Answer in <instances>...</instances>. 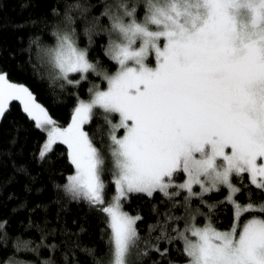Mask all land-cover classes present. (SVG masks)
I'll use <instances>...</instances> for the list:
<instances>
[{
    "label": "snow or ice",
    "instance_id": "1",
    "mask_svg": "<svg viewBox=\"0 0 264 264\" xmlns=\"http://www.w3.org/2000/svg\"><path fill=\"white\" fill-rule=\"evenodd\" d=\"M120 7L123 12L112 16L117 40L106 52L118 69L105 74L107 90L79 101L67 128L54 126L33 93L5 74H0V118L10 101H19L47 132L41 159L57 141L67 145L75 171L65 188L108 216L111 264H129L140 238L136 225L142 218L121 211V199L156 192L171 198L186 191L187 200L221 187L227 189L221 203L234 209L233 227L218 231L210 223L192 224L173 229L169 243L182 241L188 264H264V219L239 223L244 213L264 212V206L237 203L241 189L232 183L234 175L247 174L250 184L264 191V0H146L143 19L135 8ZM55 36V44L39 54L57 79L79 85L85 74L96 72V64L74 31ZM153 53L156 63L150 67L146 61ZM77 73L79 80L69 78ZM97 108L120 117L117 124L107 121L117 189L107 207L104 160L83 130ZM119 129L122 137L115 134ZM178 173L185 179L177 184ZM173 188L177 191L170 192ZM154 251L168 254L167 248Z\"/></svg>",
    "mask_w": 264,
    "mask_h": 264
},
{
    "label": "trees",
    "instance_id": "2",
    "mask_svg": "<svg viewBox=\"0 0 264 264\" xmlns=\"http://www.w3.org/2000/svg\"><path fill=\"white\" fill-rule=\"evenodd\" d=\"M121 5L129 11L135 8L137 18L143 19L146 0H0V72L28 86L52 120L67 125L78 102L90 98L95 89L106 88L105 74L113 75L118 69L106 52L116 37L111 31L112 16L123 12ZM67 31H74L79 47L87 48L90 61L96 64V72L85 74L79 85L57 79L39 54L40 48L55 44V33ZM69 78L79 80L80 74ZM108 117L116 120L117 114L94 109L85 125L104 154L111 145ZM45 139L46 132L35 126L22 104L10 101L0 118V264L14 259L30 264H110L108 216L66 190L67 177L75 171L68 148L56 142L41 159ZM109 164L102 171L106 201L115 192ZM233 180L241 189L235 195L240 204L264 206V191L251 185L247 174L234 175ZM187 195L186 191L171 198L160 192L131 193L123 199L124 210L142 218L137 221L140 238L130 264L187 262L182 241L169 243V238L176 236L173 229L184 231L193 216L198 224L209 218L219 229L233 226V206L221 203L226 188L186 200ZM254 214L264 218V212H247L240 224ZM157 247L167 248L168 254L161 257L154 251Z\"/></svg>",
    "mask_w": 264,
    "mask_h": 264
},
{
    "label": "rangeland",
    "instance_id": "3",
    "mask_svg": "<svg viewBox=\"0 0 264 264\" xmlns=\"http://www.w3.org/2000/svg\"><path fill=\"white\" fill-rule=\"evenodd\" d=\"M113 41H115V40H117V37H114L113 39H112ZM112 42V41H111ZM110 42V43H111ZM147 63H148V65L150 66V67H154L155 66V63H156V60H155V55H154V53L153 54H151L148 58H147V61H146ZM0 74H5V73H3V72H0ZM115 74V73H114ZM6 75V74H5ZM6 78H7V80L9 81V82H11V83H15V84H18V85H21L22 83H18V82H15V81H13V80H10L7 76H6ZM22 85H24L25 87H27L28 88V86H26L25 84H22ZM107 88H108V85H107V87L106 88H97V89H95L93 92H92V95L94 94V92L95 91H97V90H101V91H104V90H107ZM29 89V88H28ZM30 90V89H29ZM31 91V90H30ZM34 95V94H33ZM92 95H91V97L90 98H88V99H86V100H83V101H85V102H88L91 98H92ZM35 97V96H34ZM36 99V98H35ZM36 102L37 103H39L37 100H36ZM79 103V102H78ZM40 104V103H39ZM41 105V104H40ZM78 105V104H77ZM76 105V106H77ZM23 106V105H22ZM42 106V105H41ZM43 107V106H42ZM75 109V108H74ZM99 109V108H98ZM46 110V109H45ZM101 110V109H100ZM94 111V110H93ZM103 111V110H102ZM48 113V112H47ZM73 114H74V111H73ZM73 114H72V116H73ZM93 114V113H92ZM104 114H105V112H104ZM108 114V113H107ZM117 114V113H116ZM49 115V114H48ZM52 119V118H51ZM119 119H120V117H119V114H117V118H116V120H113V119H110L109 117H108V120L109 121H111V123L112 124H117L118 122H119ZM71 122H72V118H71V121L67 124V125H65V126H60V125H58V124H56L55 123V125L54 126H56V127H59V128H61V129H63V128H67L68 126H69V124H71ZM86 125V124H85ZM85 125L83 126V130L85 131V132H87L88 133V131H87V129L85 128ZM49 128H51L52 126H48ZM110 131H111V129H110ZM46 132V131H45ZM116 136L117 137H122L123 135H124V130L123 129H119V130H117L116 131ZM88 136H89V134H88ZM89 138H90V140L92 141V139H91V137L89 136ZM47 139H48V136H47V132H46V139H45V141H44V144L46 143V141H47ZM57 142H60V141H57ZM93 143V142H92ZM43 144V145H44ZM55 144V143H54ZM53 144V145H54ZM52 145V146H53ZM93 145L99 150V152H100V154H101V156H102V158H103V160H104V166L106 167V168H108V163H109V161H110V164H109V166H111V169H113L114 170V166H113V158H112V156H111V145H110V147H109V152L107 153V154H104L103 152H101V149H99L94 143H93ZM67 146V145H66ZM43 149V148H42ZM69 151V150H68ZM104 166H103V169H104ZM74 174V173H73ZM73 174H71V175H73ZM101 179L103 180V176H102V172H101ZM184 179H185V176L183 175V174H180V173H178V174H176V176L174 177V181H175V183H182L183 181H184ZM104 182V181H103ZM232 183L237 187V185L234 183V180H233V177H232ZM196 187V188H195ZM193 191L195 192V191H198V193L200 192V188H199V186L198 185H194L193 186ZM117 195V189H116V185H115V192H114V194L112 195V197H111V199H109L108 201H106L105 200V196H104V191H103V199H104V206L105 207H107V206H109L112 202H113V198L115 197ZM236 195V194H235ZM234 199L236 200V202L237 203H239L238 201H237V199H236V197H234ZM122 201H123V199H121V201H120V203H121V211H123V212H125V213H127L128 215H130V216H133L132 214H130V213H128V212H126L125 210H124V208L122 207ZM240 204V203H239ZM241 205H246V204H241ZM135 217V216H134ZM260 218V219H264L263 217H261V216H259V215H251V216H249L247 219H245V222H247L248 220H250V219H252V218ZM245 222H243L242 224H240L241 226L245 223ZM211 224V226L212 227H214L215 229H217L218 231H228V230H230V229H227V230H222V229H219V228H217V227H215L213 224H212V222H211V220L208 218V219H206L205 221H204V223H202V224H198L197 222H196V219H195V216H193V217H191V219L189 220V222L187 223V226H189V225H192V224H195V226H197V227H204L206 224ZM239 223H240V221H239ZM186 226V227H187ZM4 264H30V263H28V262H26V261H23V260H20V259H14V260H9L8 262H6V263H4ZM111 264V263H110ZM129 264H130V257H129ZM183 264H188V261L187 262H185V263H183Z\"/></svg>",
    "mask_w": 264,
    "mask_h": 264
}]
</instances>
